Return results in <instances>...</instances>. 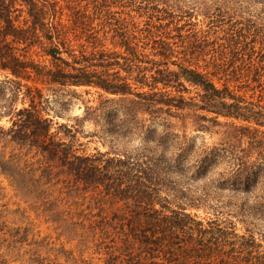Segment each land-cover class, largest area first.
<instances>
[{
    "label": "trees",
    "instance_id": "trees-1",
    "mask_svg": "<svg viewBox=\"0 0 264 264\" xmlns=\"http://www.w3.org/2000/svg\"><path fill=\"white\" fill-rule=\"evenodd\" d=\"M245 3L264 18V0H0V141L18 151L0 173L63 240L0 221V264H264V29ZM51 87L101 90L104 134L140 146L79 152L45 116ZM184 112L222 140L170 131Z\"/></svg>",
    "mask_w": 264,
    "mask_h": 264
},
{
    "label": "rangeland",
    "instance_id": "rangeland-1",
    "mask_svg": "<svg viewBox=\"0 0 264 264\" xmlns=\"http://www.w3.org/2000/svg\"><path fill=\"white\" fill-rule=\"evenodd\" d=\"M259 10L260 7L257 4L255 8H250L248 6V3H245L243 4V9H239L236 12V14L240 15V17L237 16V18L244 21H248V23L251 21L257 22V24H261V28L264 29V18L260 17L261 14H259ZM250 11L252 12L250 13ZM262 14H264V10H262ZM195 16H198L197 19L200 22L202 21V17L200 15H196L195 13ZM194 18L192 19V21H194ZM213 55L214 58L217 57L216 52ZM204 58L207 60L209 59V56L207 55ZM228 58L229 57H225V59ZM201 63L203 64V62ZM4 80L5 74L0 73V105H3L4 98L7 97V95L9 94V91L7 89L9 86L5 84ZM39 87L41 86L39 85ZM42 94L43 97L46 99V102L44 103L46 111L45 116L49 117L52 120L53 129L57 126V124L55 123H58V125L64 124L67 125L68 128H71L73 134L75 135L73 141L75 147L78 149L79 152L92 154L97 151L106 152L112 150H122V148L124 147L126 149H132L133 147L140 146L142 140L135 139L130 144H123L111 142L109 137L104 134V112H102V101L105 99L106 95L101 90L86 87H51V89L43 88ZM192 94L193 93H191L190 95ZM107 97L112 96L107 95ZM21 106V102L18 101L16 103V107L19 108ZM86 108H90V116L86 115ZM2 110L3 109L0 108V111ZM209 116L211 115L209 114ZM197 121L198 120H196V118L192 115L191 112H184L183 115L177 118L168 119L169 130L181 136H185L187 139L194 142L196 145L205 144L211 146L213 144L219 143L222 140V129L217 127H211L208 131L199 130L196 126ZM158 123L159 122L155 121L154 123L150 124V128L155 129L158 132L162 131V125ZM147 124H149V122H147ZM0 126L4 128L10 126V122L6 115H2V117L0 118ZM60 135L63 136L62 133ZM69 139L70 138H67V140ZM0 150H3L6 156L9 155V153H11L12 151L18 152L17 148L12 143H8L7 140L0 141ZM30 155L28 157H22L21 163L23 162V159H28L32 161ZM77 201L79 203L82 202L81 199H78ZM0 204H4L5 207L4 213L0 221H3L5 224L10 226H12V224L27 225L31 228L32 233L35 234L37 239L46 236L49 242L53 243L56 246L60 243V241L63 242L62 239H56V234L45 223L43 218L41 216L36 215L28 207V205L21 199V195L13 189L8 179L1 173ZM15 210L18 211L20 215L18 213H13V211ZM197 214L200 216V218L206 219L208 217V215L202 213L201 211L197 212ZM236 228L239 233H242L244 231V226L240 222H236ZM256 229L263 231L264 223L256 224L254 230ZM4 236V234H0V237L3 238ZM256 237L259 238V235L256 234ZM66 246L69 247L68 244H66ZM27 256L29 255L27 254L16 258V261H13L12 264H27ZM85 256L93 257L94 262L101 264V262L97 260L98 256H95L90 252L86 253Z\"/></svg>",
    "mask_w": 264,
    "mask_h": 264
}]
</instances>
